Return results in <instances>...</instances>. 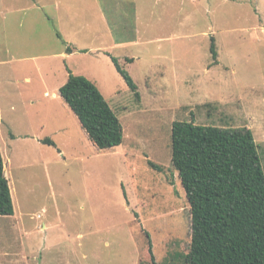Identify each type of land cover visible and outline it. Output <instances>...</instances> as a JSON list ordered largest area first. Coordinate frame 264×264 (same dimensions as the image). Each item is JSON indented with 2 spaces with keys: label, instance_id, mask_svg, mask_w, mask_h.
Returning <instances> with one entry per match:
<instances>
[{
  "label": "rangeland",
  "instance_id": "1",
  "mask_svg": "<svg viewBox=\"0 0 264 264\" xmlns=\"http://www.w3.org/2000/svg\"><path fill=\"white\" fill-rule=\"evenodd\" d=\"M57 3L72 8L74 44L88 51L67 61L48 57L64 45ZM9 59L0 150L14 215L0 217V264H183L191 215L171 162L175 121L251 130L264 172V0H0V62ZM49 67L95 84L122 124L119 147L98 150L62 98L45 105L53 92L35 69L46 78Z\"/></svg>",
  "mask_w": 264,
  "mask_h": 264
},
{
  "label": "trees",
  "instance_id": "2",
  "mask_svg": "<svg viewBox=\"0 0 264 264\" xmlns=\"http://www.w3.org/2000/svg\"><path fill=\"white\" fill-rule=\"evenodd\" d=\"M211 52L215 58L214 43ZM107 56L138 100L133 79L117 58ZM67 71L59 95L89 141L101 151L119 147L124 132L115 111L94 83ZM43 143L55 146L50 139ZM171 162L190 206L191 241L180 256L183 264H264V172L252 131L175 121ZM4 168L0 150V217H10L14 204Z\"/></svg>",
  "mask_w": 264,
  "mask_h": 264
},
{
  "label": "crops",
  "instance_id": "3",
  "mask_svg": "<svg viewBox=\"0 0 264 264\" xmlns=\"http://www.w3.org/2000/svg\"><path fill=\"white\" fill-rule=\"evenodd\" d=\"M39 5H40V3H39ZM40 6H41L40 7L41 9H44V6L45 5H40ZM98 6L100 8L99 10H101L100 12H102L101 6L99 4H98ZM55 8H56L57 12H59L58 13L59 16L56 17V23L59 24V26L62 23V30H64V32H65L64 33L60 29V27H59L58 32L60 33L61 38H58V39L63 40L64 45L61 46V48L57 49L54 53H51L48 57L59 58V59H62V60L67 61V60L71 59L76 53H82V52H84L85 54L88 53L87 49L77 48L75 46V44H74L76 38L78 40L79 37L81 36V32L79 30L80 24L79 23H76V21H75L74 18H70L69 16H67V13H69V14L72 13V11H71L72 8L71 7L65 8L64 7L61 10L60 9V5L58 3H57V5H55ZM61 14H63L65 16V18H63ZM95 14H96V11H95ZM100 15H101L100 18L102 20V23L101 24L102 25H105L106 22H105V16H104L103 12ZM67 18H68V21H66ZM95 18H97V16ZM47 20H49V21L51 20L52 21L51 18H49V19L47 18ZM89 27H90V25L89 24H86V33L87 34L86 33L85 34L86 35H89L90 38L93 37V38L96 39L97 38V33L96 34H92V30L89 29ZM99 30L100 29L97 28V31H99ZM112 42L113 43H112L111 47L123 46L120 43H116V41H114V40H112ZM67 47L71 48V50H72L71 53H67V51H66V48ZM128 59H132L133 60V58H128ZM9 61H10V59L7 60V61H5V62H0V65H2V63L6 64ZM21 61L22 60H19V62H21ZM49 68L51 69L52 75L49 73V75L46 78H44L43 76H41V74L39 73V69H35V70H36L37 75L39 77V81H40L41 84L44 85V88L50 87V89L53 92L52 93V96H51L52 98L50 97L51 99L49 101H47L45 105L47 106L48 104L53 103V104H57V106H58L62 102L61 97L59 95V89L67 81V77H68V71L67 70L68 69L65 68L64 71H66V72L62 73L59 70V68H58V70H56V67H49ZM55 71H58V74L56 76L54 74ZM69 71H71V70H69ZM71 73H73V71H71ZM56 77L60 80L59 83L57 85H52L51 86V84H52L51 82H54L55 79H56ZM24 82L29 84L31 82L30 77L26 76L25 79H24ZM34 92L36 93V91H33V93H31V92L29 93V100L33 104H34V102H33L34 100L33 99H34V96H35ZM45 95H47V92L45 93ZM46 139H48V138H46ZM46 139H44V140H46ZM12 200H13V198H12Z\"/></svg>",
  "mask_w": 264,
  "mask_h": 264
}]
</instances>
